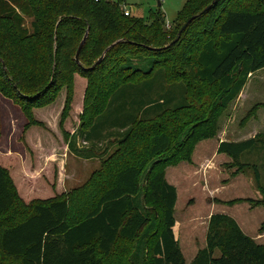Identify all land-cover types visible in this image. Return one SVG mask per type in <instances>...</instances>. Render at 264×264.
I'll return each instance as SVG.
<instances>
[{
	"label": "trees",
	"instance_id": "obj_1",
	"mask_svg": "<svg viewBox=\"0 0 264 264\" xmlns=\"http://www.w3.org/2000/svg\"><path fill=\"white\" fill-rule=\"evenodd\" d=\"M214 1L188 0L167 30L161 11L149 21L126 16L121 0H0V95L27 119L34 154H0V264H186L165 170L218 137L220 119L264 70V0ZM74 129L92 145L77 149ZM101 139L117 142L115 151L83 185L62 191L63 144L82 156ZM256 152L264 134L219 144L233 176L252 171L263 195L224 204L264 207V164L246 162ZM55 167L57 183L41 174ZM191 264H264V244L215 214Z\"/></svg>",
	"mask_w": 264,
	"mask_h": 264
},
{
	"label": "rangeland",
	"instance_id": "obj_2",
	"mask_svg": "<svg viewBox=\"0 0 264 264\" xmlns=\"http://www.w3.org/2000/svg\"><path fill=\"white\" fill-rule=\"evenodd\" d=\"M121 1L125 3L134 17L144 18L146 21L161 11L166 17L167 25L170 26H166V29L171 30L188 0ZM30 22V19L26 21L28 28H30ZM166 91L172 92L175 98L181 93L177 88L170 87H167V90L165 88L164 92ZM63 94L55 108L62 104ZM260 103H264V70L252 75L244 95L239 97L220 119L221 132L219 134H222V138H227L231 142H240L254 138L258 134H264V108H261L255 117L242 124L248 112ZM25 124L21 109L0 95V150H4L0 154L10 156L12 154L8 155L4 152L12 151L20 157L18 152H24L26 158H34V154L23 143L22 135ZM219 141L220 138L201 141L197 144L190 161H181L165 170L166 181L175 186L178 193L174 232L179 240L186 264L192 263L198 253L206 248L209 221L215 214L229 215L247 235L257 243L264 244V231L261 230L264 224V207L252 205L249 202L236 204L233 207L224 204V202L237 199L258 201L263 198V195L256 187L255 174L252 171L233 176L237 169L234 168V162L229 156L217 153L216 148ZM263 156L264 152L252 153L246 155L248 161H245L261 167L264 164ZM46 157H51V153H47ZM81 162L71 154L67 160L64 156L62 179L60 178L59 181L62 191L81 186L100 166L97 162L90 164ZM58 173L57 167L41 172L42 176L43 174L50 175L52 180L55 175V183L59 180ZM261 184L264 185L263 168L261 169ZM47 193H50V190ZM216 256H219V253Z\"/></svg>",
	"mask_w": 264,
	"mask_h": 264
},
{
	"label": "crops",
	"instance_id": "obj_3",
	"mask_svg": "<svg viewBox=\"0 0 264 264\" xmlns=\"http://www.w3.org/2000/svg\"><path fill=\"white\" fill-rule=\"evenodd\" d=\"M159 5H160V3H159ZM127 9V8H126ZM128 10V9H127ZM129 11V13L132 15V13L130 12V10H128ZM133 16V15H132ZM167 22V21H166ZM166 25H167V23H166ZM262 71V70H261ZM260 72V71H259ZM248 85V84H247ZM246 88V87H245ZM244 92H245V89L243 90V92L241 93V95H240V97L241 96H243L244 95ZM25 117V116H24ZM25 123L27 124V119L25 118ZM25 124V125H26ZM25 125H24V128H23V135H22V137H23V143H24V130H25ZM77 130L76 129H74L73 131H71V135L73 136V135H75L76 136V148L77 149H85L86 147H90L91 145H92V141L90 140V141H86V137L87 136H89V132H87L85 135H81L78 131L76 132ZM123 132V131H122ZM223 136H222V134H219L218 135V137H217V139L218 138H220V141L218 142V144H217V148H216V150H218V147H219V144L221 143V142H224V141H228V139L227 138H222ZM235 142H239V141H235ZM95 143H96V145L98 144V150H96V153L95 152H89V155H85V154H83L82 156H78V155H76V153L73 151V150H71L70 149V147H69V145L67 146V144H63V146L61 147V148H63L64 149V156H65V158H66V160L68 159V156H69V154H71V155H73L76 159H78L79 161H82L81 163L82 164H85V163H87V164H90L91 162H97V163H99L100 164V166H101V163H102V161L105 159V158H107V156H109L111 153H113L114 151H115V149L117 148V142H115L114 140L111 142V143H109L106 139L105 140H103V139H101L100 141L99 140H96L95 141ZM24 145H25V143H24ZM26 146V145H25ZM99 147H101L100 149H99ZM60 148V149H61ZM2 151H4L3 149L2 150H0V152L2 153ZM4 153H6V154H8V155H10V154H12L13 155V153H12V151L10 152V151H8V152H4ZM18 154L20 155V157H21V159L24 161L25 159H26V157H25V153L23 152H18ZM100 166H99V168H100ZM98 168V169H99ZM97 170V169H96ZM94 172V171H93ZM92 172V173H93ZM91 176V175H90ZM85 183V182H84ZM83 183V184H84ZM82 184V185H83ZM74 189V188H73ZM70 191V190H69ZM69 191H66V192H69ZM178 194V193H177ZM231 207H233V206H231ZM224 215H226V214H224ZM229 216V215H228ZM239 225V224H238ZM240 226V225H239ZM241 228V227H240ZM242 229V228H241ZM243 230V229H242ZM243 232L245 233V231L243 230ZM246 234V233H245ZM247 235V234H246ZM249 236V235H248ZM250 237V236H249ZM191 264V263H190Z\"/></svg>",
	"mask_w": 264,
	"mask_h": 264
},
{
	"label": "water",
	"instance_id": "obj_4",
	"mask_svg": "<svg viewBox=\"0 0 264 264\" xmlns=\"http://www.w3.org/2000/svg\"><path fill=\"white\" fill-rule=\"evenodd\" d=\"M215 2H216V0L213 2V4H214ZM210 7H211V6H208V7L204 10V12H206L207 10H209ZM193 19H194V18L190 19V20H189V21H188V22H187V23L181 28L180 32L178 33V38H177V40H175V42L178 41V39L180 38L182 32L188 27V25L191 23V21H192ZM86 38H87V35L85 36L84 40H83L82 43L80 44V47H79V49H78V51H77V54H76V61H77V62H79V55H80V52H81V50H82V47H83V45H84V43H85V41H86ZM175 42H173V43H175ZM103 59H104V56L101 57V58L97 61V63H96L91 69L95 68V67L97 66V64H99Z\"/></svg>",
	"mask_w": 264,
	"mask_h": 264
},
{
	"label": "built area",
	"instance_id": "obj_5",
	"mask_svg": "<svg viewBox=\"0 0 264 264\" xmlns=\"http://www.w3.org/2000/svg\"><path fill=\"white\" fill-rule=\"evenodd\" d=\"M129 14H130L129 11L126 9V10H125V15H126V16H129ZM166 26H167V27H170V26H168V25H166Z\"/></svg>",
	"mask_w": 264,
	"mask_h": 264
}]
</instances>
